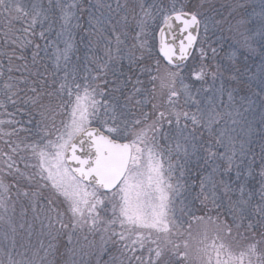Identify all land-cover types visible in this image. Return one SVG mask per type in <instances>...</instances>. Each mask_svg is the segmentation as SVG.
<instances>
[{
  "label": "snow or ice",
  "instance_id": "obj_1",
  "mask_svg": "<svg viewBox=\"0 0 264 264\" xmlns=\"http://www.w3.org/2000/svg\"><path fill=\"white\" fill-rule=\"evenodd\" d=\"M0 264H264V0H0Z\"/></svg>",
  "mask_w": 264,
  "mask_h": 264
},
{
  "label": "rangeland",
  "instance_id": "obj_2",
  "mask_svg": "<svg viewBox=\"0 0 264 264\" xmlns=\"http://www.w3.org/2000/svg\"><path fill=\"white\" fill-rule=\"evenodd\" d=\"M187 226H188L187 224L184 225L185 228H187ZM192 229H193L194 232L197 229V225H196L195 222H192Z\"/></svg>",
  "mask_w": 264,
  "mask_h": 264
},
{
  "label": "trees",
  "instance_id": "obj_3",
  "mask_svg": "<svg viewBox=\"0 0 264 264\" xmlns=\"http://www.w3.org/2000/svg\"><path fill=\"white\" fill-rule=\"evenodd\" d=\"M103 258L106 260L108 257H107V255H105Z\"/></svg>",
  "mask_w": 264,
  "mask_h": 264
}]
</instances>
